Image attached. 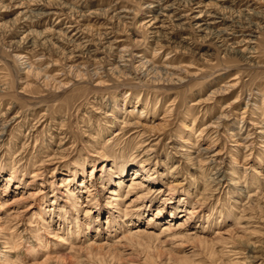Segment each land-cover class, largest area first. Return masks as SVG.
<instances>
[{
  "label": "rangeland",
  "instance_id": "rangeland-1",
  "mask_svg": "<svg viewBox=\"0 0 264 264\" xmlns=\"http://www.w3.org/2000/svg\"><path fill=\"white\" fill-rule=\"evenodd\" d=\"M0 264H264V0H0Z\"/></svg>",
  "mask_w": 264,
  "mask_h": 264
},
{
  "label": "bare ground",
  "instance_id": "bare-ground-1",
  "mask_svg": "<svg viewBox=\"0 0 264 264\" xmlns=\"http://www.w3.org/2000/svg\"><path fill=\"white\" fill-rule=\"evenodd\" d=\"M161 9H162V8H161ZM161 9H160V10H161ZM166 9H167V8H166ZM166 9H165V10H166ZM157 13H158V12H157ZM160 16H163V15H161V12H160L158 15H157V14L154 15V16L152 17V19L149 20L148 22L151 21V23H152L151 25L157 23L158 21L160 22ZM165 16H166V15H165ZM153 32H154V31H153ZM76 35H77V34H76ZM74 37H75V35H74ZM76 38L78 39L79 37L76 36ZM103 159H104V158H103ZM126 166H127V164L124 166V168H125ZM11 176H13V173H12ZM9 180H10V179H9ZM135 185H137V184H135L134 182H132V183H130V186H129V187H130V188H134ZM90 187H91V186H90ZM89 189H90V188H89ZM90 190H91V189H90ZM90 190H89V191H90ZM119 199H120V197H118V196L115 197V198H113V200H119ZM41 205H42V204L40 203V204H39V208L42 207ZM29 207H30V206H28L26 209H24V211H28V210L30 209ZM194 210H195V209H194ZM19 213H20V212H19ZM17 216H20V215H18V213H17L16 217H17ZM182 224H183V223H182Z\"/></svg>",
  "mask_w": 264,
  "mask_h": 264
}]
</instances>
